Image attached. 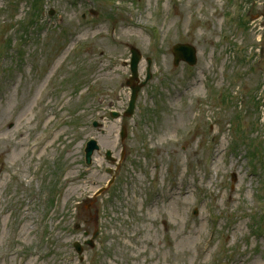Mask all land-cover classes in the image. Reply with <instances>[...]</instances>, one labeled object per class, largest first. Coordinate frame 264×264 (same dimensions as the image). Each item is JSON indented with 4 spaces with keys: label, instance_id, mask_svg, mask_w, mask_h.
<instances>
[{
    "label": "rangeland",
    "instance_id": "obj_1",
    "mask_svg": "<svg viewBox=\"0 0 264 264\" xmlns=\"http://www.w3.org/2000/svg\"><path fill=\"white\" fill-rule=\"evenodd\" d=\"M0 55V264H264V0H0Z\"/></svg>",
    "mask_w": 264,
    "mask_h": 264
},
{
    "label": "water",
    "instance_id": "obj_2",
    "mask_svg": "<svg viewBox=\"0 0 264 264\" xmlns=\"http://www.w3.org/2000/svg\"><path fill=\"white\" fill-rule=\"evenodd\" d=\"M195 52L196 51L192 45H189V44H177V45H175L173 47V53L175 56V63H177L178 60L183 59L190 65L194 64L196 61ZM137 60H138V57L134 56L133 64H132L133 77H136L135 66H136ZM88 154H89V152H88Z\"/></svg>",
    "mask_w": 264,
    "mask_h": 264
},
{
    "label": "bare ground",
    "instance_id": "obj_3",
    "mask_svg": "<svg viewBox=\"0 0 264 264\" xmlns=\"http://www.w3.org/2000/svg\"><path fill=\"white\" fill-rule=\"evenodd\" d=\"M144 66V63H143V61H141L140 62V64H139V71H141V69H142V67ZM0 114H3V112H1ZM73 177V176H72ZM74 179V178H73ZM34 262V261H33ZM28 264H30V262L28 263Z\"/></svg>",
    "mask_w": 264,
    "mask_h": 264
}]
</instances>
